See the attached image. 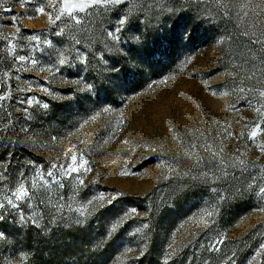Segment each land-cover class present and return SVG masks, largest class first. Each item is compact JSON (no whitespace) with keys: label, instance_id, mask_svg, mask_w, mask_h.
I'll return each mask as SVG.
<instances>
[{"label":"rangeland","instance_id":"1","mask_svg":"<svg viewBox=\"0 0 264 264\" xmlns=\"http://www.w3.org/2000/svg\"><path fill=\"white\" fill-rule=\"evenodd\" d=\"M48 13L0 0V264H264V0Z\"/></svg>","mask_w":264,"mask_h":264},{"label":"snow or ice","instance_id":"2","mask_svg":"<svg viewBox=\"0 0 264 264\" xmlns=\"http://www.w3.org/2000/svg\"><path fill=\"white\" fill-rule=\"evenodd\" d=\"M49 2L53 7L56 8V14L54 18H53L52 13H48L50 23L55 24L57 21H60L62 17H69L73 21H75V23L78 24L80 23V20L76 15L77 12H85L88 8L92 6H96V5H107V4H112V3H120L121 0H49ZM44 11L45 9L43 7L37 9V12L39 13H43ZM124 22H125L124 20L120 21L121 24H123ZM33 39H36V37H33ZM20 59H24V58L20 57ZM60 62L63 63L64 61L61 60ZM261 95L264 96V92H261ZM2 98L3 97H0V99ZM257 111H259V109ZM262 115H264V113H262ZM257 128H259V125H257ZM257 135H258V132L256 130H253L250 134V138L255 139ZM261 151H264V147L261 148ZM72 160L73 162L76 161L75 155H73ZM85 164L86 162H84L81 157V164L79 165V167L84 168L85 171H90L91 169L86 168ZM53 167H56V166L53 165ZM78 170H79L78 167L70 165L67 169H65V174L70 175L72 172H76ZM48 175L52 176L53 173L49 172ZM32 187H36V185L33 184ZM261 192H264V188H261ZM14 196L16 200H22L25 197L29 196V191L24 186V184L21 183L19 187L16 188ZM7 203L12 204V200L7 199ZM3 207H4V203L0 202V208H3ZM211 214L212 213H208V215H211ZM2 237H3V234L0 233V238Z\"/></svg>","mask_w":264,"mask_h":264},{"label":"trees","instance_id":"3","mask_svg":"<svg viewBox=\"0 0 264 264\" xmlns=\"http://www.w3.org/2000/svg\"><path fill=\"white\" fill-rule=\"evenodd\" d=\"M71 251H73V249L68 244L64 245L63 248L61 249V253L62 254H65V253H68V252H71ZM98 257L99 256L96 253H90L89 255H87L85 257V260H84V256L83 255L76 256V258H75V264H98L97 263Z\"/></svg>","mask_w":264,"mask_h":264}]
</instances>
